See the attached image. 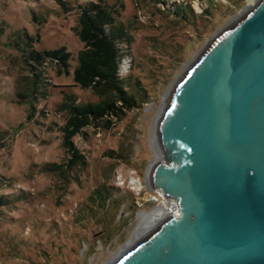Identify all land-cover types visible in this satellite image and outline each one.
<instances>
[{"label": "rangeland", "instance_id": "rangeland-1", "mask_svg": "<svg viewBox=\"0 0 264 264\" xmlns=\"http://www.w3.org/2000/svg\"><path fill=\"white\" fill-rule=\"evenodd\" d=\"M254 2L0 0V264L121 256L137 213L163 201L146 181L163 99ZM89 6L99 22L123 28L115 75L135 101L112 97L101 114L83 116L72 107L106 100L96 80L75 78L94 39L82 20Z\"/></svg>", "mask_w": 264, "mask_h": 264}, {"label": "water", "instance_id": "water-1", "mask_svg": "<svg viewBox=\"0 0 264 264\" xmlns=\"http://www.w3.org/2000/svg\"><path fill=\"white\" fill-rule=\"evenodd\" d=\"M168 213L113 264H264V0L214 38L155 122Z\"/></svg>", "mask_w": 264, "mask_h": 264}, {"label": "trees", "instance_id": "trees-1", "mask_svg": "<svg viewBox=\"0 0 264 264\" xmlns=\"http://www.w3.org/2000/svg\"><path fill=\"white\" fill-rule=\"evenodd\" d=\"M210 1V0H206ZM95 6H89L88 12H92L91 16L87 13L83 14L82 20L84 24V30L86 33L93 36V41L89 44L91 47L83 50L79 53V65L76 68V80L84 82L86 79L96 80V85L106 95V100L100 103H87L79 105L74 108L79 114L86 116L87 113L101 114L106 108L111 106L113 101L112 97H116L118 100L125 102L128 105H132L135 101V96L131 91L124 89L129 87L128 83L118 81L116 79L117 68V51L114 48L113 40L120 38V35L124 32L123 28L113 24L109 20L98 21V14L94 13ZM179 8V11H182ZM106 13H104V16ZM107 16V15H106ZM105 24L110 28L108 33L105 31ZM58 53L57 50H53L51 54ZM77 117H73L69 120L66 130L73 132V127L77 125ZM68 136V134L66 135ZM73 157L76 154H72ZM3 197H0V202H3Z\"/></svg>", "mask_w": 264, "mask_h": 264}, {"label": "bare ground", "instance_id": "bare-ground-1", "mask_svg": "<svg viewBox=\"0 0 264 264\" xmlns=\"http://www.w3.org/2000/svg\"><path fill=\"white\" fill-rule=\"evenodd\" d=\"M251 3L252 2H250V4ZM167 97H165L163 99L164 102H163V104L159 110V113H160L164 103L166 102ZM159 113H158V115H159ZM158 115L155 119V122L158 118ZM158 157H159V155H157L155 153V160L158 159ZM158 192L160 193L161 197H163L161 192L160 191H158ZM168 213H173L175 215L178 214L175 201L174 200H168L166 197H163V201L161 203L157 204L155 207L151 208L150 210L139 211L136 215L137 226L132 231L131 237L129 238L128 242L123 245V250L119 251L120 252L119 255H122V253H125L126 251L124 252V249H129V247L133 246L134 243H136L141 237H143L153 227H155L158 224V222H160V220ZM117 257H118L117 253L112 256V259L114 262H115V259H117ZM112 262L108 261V262H106V264H111Z\"/></svg>", "mask_w": 264, "mask_h": 264}, {"label": "built area", "instance_id": "built-area-1", "mask_svg": "<svg viewBox=\"0 0 264 264\" xmlns=\"http://www.w3.org/2000/svg\"><path fill=\"white\" fill-rule=\"evenodd\" d=\"M175 204H176V201H175ZM176 206H177V212L179 214V206L177 204H176Z\"/></svg>", "mask_w": 264, "mask_h": 264}]
</instances>
